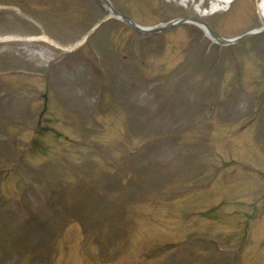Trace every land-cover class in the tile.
Segmentation results:
<instances>
[{
    "label": "rangeland",
    "instance_id": "1",
    "mask_svg": "<svg viewBox=\"0 0 264 264\" xmlns=\"http://www.w3.org/2000/svg\"><path fill=\"white\" fill-rule=\"evenodd\" d=\"M113 1L142 25L191 16L210 22L228 37L264 25L257 1L238 21L234 20L237 9L243 12L240 9L247 8L249 0H235L226 11L207 17L201 16L198 6L180 2L183 0ZM0 2L13 4L0 11V35L16 36L0 41V70L24 68L17 75L0 78V264H94L92 261L117 260L130 251L120 260L128 264H264V37L249 38L220 56L222 51L217 47L216 51L209 50L195 38V48L187 49L189 55L180 63V51L190 47L186 42L189 37L207 39L200 28L183 26L169 31L161 37L162 44L158 40L152 48V38L143 40L140 31L112 18L114 21L109 20L94 33L91 42L76 54L44 40L27 38L46 32L61 43H76L90 24L107 14L93 1ZM11 9L18 12L17 16L9 15ZM92 42L97 45L96 53ZM150 42L155 43L156 37ZM115 46L124 52L120 60ZM125 52L136 58L132 60ZM87 55L96 57L94 65L101 72L98 82L88 73L91 59L88 61ZM78 62L84 64L78 67ZM242 66H246L248 78L256 75L253 80L239 75ZM246 82L251 84L249 88ZM212 86L229 97L222 100L230 101L234 113L226 115L221 107V115L216 112L210 122V143L221 155L216 150V156L205 159V167H211L212 162L216 167L224 166L216 172L218 182L200 189L194 184L199 174H189L172 181L174 192L169 195L174 196V203L156 207L149 201L138 203L140 197L149 199L157 175L150 157L143 154L135 155V166L120 164L126 153L123 151L129 149V138L148 134L144 127L139 130L132 126L141 112L137 102H148L150 107L157 102V116L165 122L172 109L164 106L202 101L209 96L206 88L213 96ZM44 91L49 94L46 103ZM252 92L262 98L252 100ZM6 98L11 99L4 102ZM44 104H48L51 116H44L38 135L35 132L45 113ZM20 118H26L23 125ZM144 118L148 116L142 115ZM199 130L195 129L197 134ZM79 139L80 143L76 142ZM186 139L194 143L189 136ZM90 141L92 151L86 157L91 161L88 170L83 167L81 172L73 164L85 165ZM111 154L117 158L109 159ZM199 157L193 152L190 160ZM154 163L166 166L174 161L161 158ZM75 169L80 173L75 174ZM119 173L126 176L119 180ZM130 173L131 183L127 177ZM107 177L120 183L126 180L123 185L131 191L122 193L120 215L112 214L104 230V208L113 207L106 203L110 193L104 191L108 192L109 186L118 190ZM169 184H155L154 189L167 190ZM55 194H61L57 200H53ZM208 204L216 207L201 212ZM17 205L26 206L20 211ZM180 206L184 210L179 216L166 214L168 207L177 211ZM53 211L58 222H49L50 231H37L38 219ZM17 216L22 218L19 222L30 225L27 231H22L27 226L19 224ZM3 231L5 235L10 232L6 237L11 243L4 239ZM143 250L151 251L148 259L154 260L143 262L147 257L140 253Z\"/></svg>",
    "mask_w": 264,
    "mask_h": 264
},
{
    "label": "bare ground",
    "instance_id": "2",
    "mask_svg": "<svg viewBox=\"0 0 264 264\" xmlns=\"http://www.w3.org/2000/svg\"><path fill=\"white\" fill-rule=\"evenodd\" d=\"M215 1V3L217 2V4H215V6H214V10L217 12V11H221V10H223L224 9V7H219L218 5H220L221 4V2L223 1V0H214ZM218 2H219V4H218ZM219 8V9H218ZM262 14L264 15V9H263V12H262ZM47 51H43V54L44 55H47Z\"/></svg>",
    "mask_w": 264,
    "mask_h": 264
}]
</instances>
